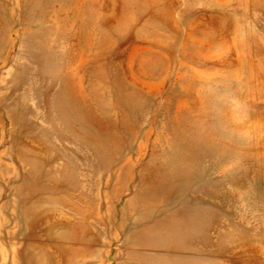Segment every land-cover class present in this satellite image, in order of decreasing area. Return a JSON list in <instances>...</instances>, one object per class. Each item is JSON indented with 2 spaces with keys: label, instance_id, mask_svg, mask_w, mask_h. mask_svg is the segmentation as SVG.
<instances>
[{
  "label": "rangeland",
  "instance_id": "374dc122",
  "mask_svg": "<svg viewBox=\"0 0 264 264\" xmlns=\"http://www.w3.org/2000/svg\"><path fill=\"white\" fill-rule=\"evenodd\" d=\"M0 264H264V0H0Z\"/></svg>",
  "mask_w": 264,
  "mask_h": 264
}]
</instances>
